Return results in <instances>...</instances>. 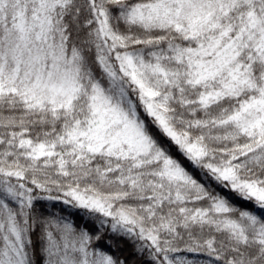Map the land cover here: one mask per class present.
Wrapping results in <instances>:
<instances>
[{
	"label": "snow or ice",
	"instance_id": "1",
	"mask_svg": "<svg viewBox=\"0 0 264 264\" xmlns=\"http://www.w3.org/2000/svg\"><path fill=\"white\" fill-rule=\"evenodd\" d=\"M0 264H264V0H0Z\"/></svg>",
	"mask_w": 264,
	"mask_h": 264
},
{
	"label": "trees",
	"instance_id": "2",
	"mask_svg": "<svg viewBox=\"0 0 264 264\" xmlns=\"http://www.w3.org/2000/svg\"><path fill=\"white\" fill-rule=\"evenodd\" d=\"M117 243L119 245L123 246L125 253H127L128 251H130V248L127 246V244L125 242H123V241H117Z\"/></svg>",
	"mask_w": 264,
	"mask_h": 264
}]
</instances>
